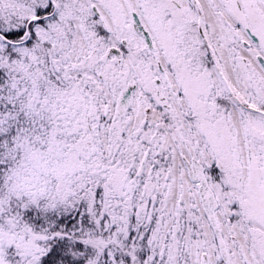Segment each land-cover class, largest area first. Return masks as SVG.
Segmentation results:
<instances>
[{
	"label": "snow or ice",
	"instance_id": "snow-or-ice-1",
	"mask_svg": "<svg viewBox=\"0 0 264 264\" xmlns=\"http://www.w3.org/2000/svg\"><path fill=\"white\" fill-rule=\"evenodd\" d=\"M0 264H264V0H0Z\"/></svg>",
	"mask_w": 264,
	"mask_h": 264
}]
</instances>
